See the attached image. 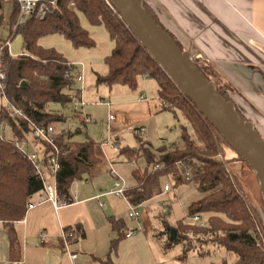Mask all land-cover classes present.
Here are the masks:
<instances>
[{
  "label": "trees",
  "instance_id": "16d2710c",
  "mask_svg": "<svg viewBox=\"0 0 264 264\" xmlns=\"http://www.w3.org/2000/svg\"><path fill=\"white\" fill-rule=\"evenodd\" d=\"M142 4L185 51L176 38L161 25L155 12L145 2L142 1ZM4 5V0H0V12ZM79 14L93 26L103 25L115 43L111 56L105 59L108 72L104 76H97V85H106L110 89L124 86L136 91L141 77L150 78L157 83L161 111L180 112L187 123L182 127L178 142L169 146L152 150L150 144L142 141L137 149L119 148L120 155L129 162L137 163L142 158L147 166L143 172L137 169L132 173L136 185L127 190L132 205L140 206L161 194L164 179L173 182L175 189L194 184L198 193L204 195L188 206L185 219L209 216L206 227L190 225L183 220L172 225L167 220L170 212L168 209L158 214L156 220L161 223V228L155 227L154 235L162 250L169 252L176 246H181L182 253L177 261L187 264L190 254L196 250V243L201 246L200 255H203L204 246L212 244L232 254L235 257L232 264H264V250L257 246L256 239L252 236V231L257 226L254 214L245 195L228 173L227 166L219 159L220 148L229 144L142 48L125 22L105 0H58L57 8L46 18L40 20L33 16L23 25H18L19 5L11 2L7 24L9 39L22 37L23 55L12 57L7 50L2 55L8 71L5 90L10 103L39 126L63 122L62 115L54 114L48 108L52 104L64 106L80 98L77 86L80 67L69 65L56 50L43 49L38 42L47 36L61 35L77 50L95 48L96 43L82 27ZM198 67L210 82H214L213 79L220 82L212 68ZM216 88L226 101L232 102L230 95ZM236 111L242 119L248 121L237 108ZM0 122H4L11 133L10 139L0 140V223L9 239L10 261L19 262L22 254L15 225L25 220L29 200L42 192L43 184L27 157L16 147L17 142L29 141L31 131L28 122L14 118L5 111L0 115ZM71 139L67 132L56 137L61 150L57 190L61 201L66 204L72 203V184L82 180L100 163L93 140L87 138L72 142ZM238 159L250 168L240 156ZM154 165L159 168L149 170ZM109 223L117 233V238L111 241L106 262H110L111 255L117 252L119 243L130 231L123 220L111 217ZM64 230L76 234L71 243L77 242L81 235L84 237L81 227ZM170 230L176 231L173 239Z\"/></svg>",
  "mask_w": 264,
  "mask_h": 264
},
{
  "label": "crops",
  "instance_id": "0c3cea01",
  "mask_svg": "<svg viewBox=\"0 0 264 264\" xmlns=\"http://www.w3.org/2000/svg\"><path fill=\"white\" fill-rule=\"evenodd\" d=\"M142 1L155 12L161 25L176 38L182 48L190 54L191 58L197 59L203 62L204 66L212 68L219 80L230 86L231 90H233L230 95L235 108L253 124L257 133L264 138V0ZM7 4L11 6V3ZM80 16L86 21V24L81 25L95 41V48L77 50L61 35L44 37L39 40L38 44L43 49L56 50L70 64L80 67L83 65L85 74L91 72L96 81L98 75L104 76L108 72L105 59L111 56L115 49V43L111 40L108 31L103 25L93 26L82 14H79V18ZM1 35L2 40L0 41H4L9 39L10 32L7 29ZM15 38H18L20 42L17 53L14 54L10 51L12 57L23 55V39L21 36H16ZM15 38L12 39V42ZM120 87L124 86H116L109 92L108 103L110 107L114 106L117 112L125 107H135L137 111L133 113V119L139 121L152 117V109L149 105L150 100H156V107L161 109L158 98V86L154 80L141 77L138 90L134 91L136 93L122 90L115 92ZM143 96L146 98L143 99ZM102 100L105 99L102 98L100 102H104ZM49 109L51 110L50 112L63 116L61 130L70 134L72 142L90 139L88 133L89 124L82 123L69 104L61 106V109L52 107H49ZM88 115L90 116V114ZM116 120L117 117H115L114 121ZM112 122L108 121L107 127L109 125L112 132H115L118 136L119 127L112 126ZM126 122L128 126L131 124L129 120ZM132 127L133 132L139 128L146 129L144 125H134ZM7 129L9 128L7 127ZM146 135L147 130L141 137L135 135L137 142L140 144L144 141V136ZM145 141L147 142V140ZM95 143L96 155L100 159V163L96 164L82 180H77L72 184L70 189L72 203L57 212L50 203L39 204L27 213L24 221L16 223L15 230L22 254V259L19 262L29 264L26 245L30 240L31 220H33V223L37 220V224L52 226L53 228L51 232L54 238L50 235V242L46 245L48 247L58 245L63 248L62 243L58 242L59 234H61L62 230L66 228H82L84 237L82 235L79 236V240L72 244L75 253L79 255L78 262L80 264L87 258H91L101 264H142L141 259L143 256H149L150 253L149 236L154 235V228L159 224L154 217L151 219L152 217L149 216L156 208L153 202L156 200L159 202L163 199L157 208L160 214L162 210L171 209V204L180 201L183 197L190 196L192 203L204 196L198 193L194 184H191L190 188L179 187L184 188L180 196V193H177L178 190H173L174 199L167 203L164 201L166 185L163 184L161 194L154 197L151 201L140 205L141 220L137 226L131 227L119 213L118 202L123 201L129 207L128 202L108 195L115 181L112 170L125 180L128 188H132L136 185L132 175L133 171L138 168L144 170L146 162H144L145 165L142 167L140 166L141 161H138L137 164L131 163L126 157L120 155L119 151L108 156L101 149L100 143ZM147 143L152 146L150 142ZM29 144L30 150L39 149V146L30 138ZM152 148L154 149L153 146ZM121 158L124 161L120 160ZM117 168L120 172L116 170ZM103 173L105 174L104 179L101 177ZM40 197L39 194L35 195L32 201L34 202L36 199V203H39ZM112 197L118 200L116 202L111 201L110 198ZM31 211H36V213L35 217L30 220L29 213ZM111 217L123 220L130 230L129 232L133 231L134 234L131 236L126 235V238L119 243L117 252L111 255L110 262H106L110 252L111 241L117 238V233L113 231L109 223V218ZM20 228H22V231ZM3 230L7 235L4 226ZM43 230L48 231L46 228ZM20 232H22V236ZM41 233L34 240L38 246L40 245L39 235ZM55 236H57V239ZM7 251L10 259V243ZM144 264H151L149 258Z\"/></svg>",
  "mask_w": 264,
  "mask_h": 264
},
{
  "label": "rangeland",
  "instance_id": "374dc122",
  "mask_svg": "<svg viewBox=\"0 0 264 264\" xmlns=\"http://www.w3.org/2000/svg\"><path fill=\"white\" fill-rule=\"evenodd\" d=\"M11 12V6L5 3L3 10L0 12V40H2V32L7 30V24H8V18ZM80 22L81 24H86L85 19L80 16ZM18 38H15L11 44L10 51L12 53H17V48L19 46ZM194 63L197 66H204V63L192 58ZM214 85L221 89L223 92H226L228 95L232 94L230 86H228L225 83H222L221 81L218 82L216 79H213ZM78 88H82L80 83H77ZM110 88L106 85H97L94 76L91 72H88L85 74V84H84V101L86 103V106L84 107V114H90V117L93 120L92 124L88 125V133L90 136V139L94 142L100 143L101 149L110 156L111 153H114L116 151H119V148L122 147H128L131 149H137L138 142L137 138L134 135L133 127L132 126H142L144 125L147 130V135L144 136V141L147 140V142H150L154 149L157 150L164 146H169L170 144L178 142L182 127L187 125L186 121L184 120L181 113H171L167 111H161V109H158L156 107V100H150L149 105L152 109V117L149 119H141V120H135L133 119V113L137 111V108L135 107H125L122 108L119 112L116 111L114 106L108 107L106 105H99L98 102L101 101V99L105 103L109 102V92ZM115 90V89H114ZM115 92L127 91L129 93H136L132 90H130L127 87H120L116 89ZM231 97V95H230ZM50 107L55 109H61V105L59 104H52ZM157 109V110H156ZM49 111H51L48 108ZM54 114H56L54 112ZM110 115H114L117 117L116 121H113L111 124L112 126L119 127L118 130V136L113 137V142L116 141L115 145L116 147L111 146H104V141H106L109 137L108 134V119ZM89 116V115H88ZM127 120L130 121V125L128 126ZM133 123V124H132ZM137 123V124H134ZM81 125V124H80ZM79 125V126H80ZM7 127L5 128V135L6 138H11L10 131H8ZM8 131V132H6ZM190 134L193 136V131L190 129ZM29 138L32 139L31 135H29ZM146 142V141H145ZM31 144V143H30ZM28 145V147L30 146ZM37 144V143H36ZM139 148V147H138ZM221 155L219 156V159L227 166L228 173L232 177L234 183L236 184L237 188L243 192L245 195L251 210L254 214V218L256 219V230L252 231V236L256 239V242H258L260 245L258 247L262 248L264 250V196L260 190V184L256 178L255 172L249 168L244 162H242L240 159H238V156L236 152L227 144L222 145L220 148ZM120 158V157H119ZM120 160H123L121 158ZM140 166L145 165L144 159H139ZM195 163H198L195 160ZM137 164V163H134ZM157 166H150L149 170H155ZM141 172L147 169V166L144 170H141L138 168ZM118 170V168L116 169ZM120 172V170H118ZM102 179L105 178V174L103 173L101 175ZM163 184L170 186V192L165 193L164 201L167 203H170L172 199H174V191L178 190L177 193L183 192L184 188H177L175 189L173 187V182H171L169 179H164ZM187 188H190L192 185H184ZM111 201H117L115 197L110 198ZM121 201V200H120ZM163 199L158 202V200L154 201L153 204L156 205V208L153 210L151 214H149L151 219L156 220L159 214L158 207L159 204H161ZM36 203V199L34 200ZM191 203L190 196H186L181 198L180 201H176L172 203V208H167L170 212L167 215V220L170 224L176 225L178 221H185L187 224L194 225L192 221L189 219H185L186 212L188 209V206ZM119 204V213L121 216L127 221L129 226L134 227L137 226L139 221L141 220H135L130 218L129 212L130 208L125 205V203L118 202ZM166 209V208H165ZM165 210H162L160 213H164ZM36 211H31L30 214V220L31 218L35 217ZM209 216L201 217L202 220L206 222ZM158 222V220H156ZM158 228H161V223L158 222ZM30 231V240L26 245V252H27V259L29 264H72L69 258L68 253L65 252L63 248L60 246L55 247H43L42 245L38 246L36 242L34 241L36 236L40 232H45L47 235H51L53 238V234L51 231H53L52 226L48 227L47 225H40L37 224V220L33 223V220H31ZM44 228L48 229V231L43 230ZM173 228V227H171ZM22 228H20L21 230ZM22 231V230H21ZM20 235L22 236V232H20ZM61 236V234H59ZM58 235V236H59ZM59 236L58 242L62 243L61 237ZM57 236H55L56 238ZM57 239V238H56ZM55 241V240H54ZM149 243H150V253L149 256H143L141 259L142 264L145 263V261H149L151 264H180L177 261V257L182 253L181 246H176L173 250L169 252H164L162 250V246L158 239L155 237V235L149 236ZM56 242V241H55ZM8 244L9 239L7 235L5 234L3 230V226L0 224V264H12L10 259L8 258ZM199 249H201V246L199 243H196V250L195 252L190 254V258L187 261V264H232L235 261V257L228 253L224 248L217 247L212 244H208L204 246L203 255L199 254ZM71 250L75 252L74 246L71 245ZM146 257V258H145ZM82 264H101L98 261H95L91 258H87L83 260Z\"/></svg>",
  "mask_w": 264,
  "mask_h": 264
},
{
  "label": "water",
  "instance_id": "95a60500",
  "mask_svg": "<svg viewBox=\"0 0 264 264\" xmlns=\"http://www.w3.org/2000/svg\"><path fill=\"white\" fill-rule=\"evenodd\" d=\"M142 48L158 63L181 93L255 172L264 196V140L226 101L167 32L152 18L142 0H109ZM23 85H26L23 83ZM171 238L176 231L170 230Z\"/></svg>",
  "mask_w": 264,
  "mask_h": 264
},
{
  "label": "built area",
  "instance_id": "2783aa9c",
  "mask_svg": "<svg viewBox=\"0 0 264 264\" xmlns=\"http://www.w3.org/2000/svg\"><path fill=\"white\" fill-rule=\"evenodd\" d=\"M108 6L117 13L116 9L112 5L109 0H105ZM5 3L16 2L20 7V15L18 19V25H23L27 22L28 19L35 16L36 18L43 20L48 15H50L56 8L58 0H4ZM118 14V13H117ZM119 16V14H118ZM120 17V16H119ZM12 40L7 39L4 41H0V115L5 111L10 114V116L14 118L23 119L29 124L30 135L32 137L33 142L37 143L39 146L38 150H30L28 147V142H17L16 147L18 150L24 154L29 162L34 167L36 175L39 177L43 184V190L39 193L40 202L35 203L32 201L33 197L30 198L28 203V212L36 208L39 204L50 203L53 209L57 212L61 208L67 206L65 202L61 201L58 190H57V174L60 170L59 156L61 155V150L56 143V137L61 134L63 131L61 130V123L51 124L49 126H39L20 109L14 107L7 95H6V79H7V65L2 59L3 53L7 50L10 54ZM69 65H73L70 64ZM75 66V65H74ZM80 67V66H78ZM77 83L81 84L80 89V98L72 101L69 105L74 111V114L78 117V119L84 124H92L93 120L87 114H84L83 110L86 106V103L83 99L84 94V84H85V71L84 66L80 67V74L77 78ZM143 99L146 97L143 96ZM99 105H106L110 107L109 103L100 102L97 103ZM115 120V117L110 115L108 121L112 122ZM6 125L4 122H0V140H7L5 135ZM146 133L145 128H139L134 130V134L138 137H141ZM108 134L109 137L106 141H104V146L116 147V141L113 142L114 133L112 129L108 125ZM195 162V160H193ZM159 167L157 166L155 170ZM113 176L115 177V181L113 184L112 190L108 193V195H112L118 198H121L128 202L130 207L129 216L132 219L140 220L142 217V212L139 210L140 206H134L130 203V199L127 195V190L129 189L125 180L114 170H112ZM170 186H165V192L170 191ZM38 195V194H37ZM190 221L193 222L194 225L199 227H206L207 223L202 220L200 216H194L190 218ZM134 234L133 231L128 232L127 236H131ZM61 240L62 247L66 253H68L70 261L72 264H80L78 262L79 255L71 250V240L76 237V234L73 232L67 233L65 230L61 232ZM51 236L47 235V233L42 232L39 235V243L42 246H46L50 242ZM260 244L257 242V246ZM12 264H23L22 262H12Z\"/></svg>",
  "mask_w": 264,
  "mask_h": 264
}]
</instances>
